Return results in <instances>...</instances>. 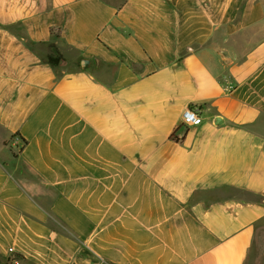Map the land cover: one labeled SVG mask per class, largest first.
Instances as JSON below:
<instances>
[{"label":"crops","instance_id":"1","mask_svg":"<svg viewBox=\"0 0 264 264\" xmlns=\"http://www.w3.org/2000/svg\"><path fill=\"white\" fill-rule=\"evenodd\" d=\"M262 225L264 0H0V261L264 264Z\"/></svg>","mask_w":264,"mask_h":264},{"label":"built area","instance_id":"2","mask_svg":"<svg viewBox=\"0 0 264 264\" xmlns=\"http://www.w3.org/2000/svg\"><path fill=\"white\" fill-rule=\"evenodd\" d=\"M231 89H232L231 87L225 86L226 91H230ZM200 123H201V117L199 116V114L190 108H186L182 113L181 122L178 129H176V131L173 133L174 139L179 140L182 138L183 135L178 134L179 129L184 131L187 127L198 125Z\"/></svg>","mask_w":264,"mask_h":264},{"label":"trees","instance_id":"3","mask_svg":"<svg viewBox=\"0 0 264 264\" xmlns=\"http://www.w3.org/2000/svg\"><path fill=\"white\" fill-rule=\"evenodd\" d=\"M61 61V59L59 57H56V58H49V62L50 63H53V64H59ZM23 143L25 144L26 141L23 139ZM262 227L264 228V225H262ZM4 263L6 264H10L9 261H5Z\"/></svg>","mask_w":264,"mask_h":264},{"label":"water","instance_id":"4","mask_svg":"<svg viewBox=\"0 0 264 264\" xmlns=\"http://www.w3.org/2000/svg\"><path fill=\"white\" fill-rule=\"evenodd\" d=\"M62 62L63 61L61 60L60 63H62ZM88 63H89V60H87V59L81 60V66H83V67L86 66ZM0 264H6V263L0 261Z\"/></svg>","mask_w":264,"mask_h":264},{"label":"rangeland","instance_id":"5","mask_svg":"<svg viewBox=\"0 0 264 264\" xmlns=\"http://www.w3.org/2000/svg\"><path fill=\"white\" fill-rule=\"evenodd\" d=\"M110 1H112V2H118V1H120V0H110ZM14 261H18V257H13V259L10 260L9 262H10V264H14V263H15ZM4 262H5V261H4Z\"/></svg>","mask_w":264,"mask_h":264}]
</instances>
